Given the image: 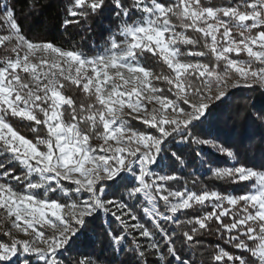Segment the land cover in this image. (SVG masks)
<instances>
[{"label":"snow or ice","instance_id":"obj_1","mask_svg":"<svg viewBox=\"0 0 264 264\" xmlns=\"http://www.w3.org/2000/svg\"><path fill=\"white\" fill-rule=\"evenodd\" d=\"M66 12L65 28L107 13L117 30L109 29L104 47L87 55L30 41L10 7L0 15L10 32L0 36V46L12 44L14 54L0 60V237L6 238L0 239V264H64L67 248L105 217L115 224L105 233L110 250L129 254L124 264H190L178 254L176 233L162 222L177 229L191 225L179 232L189 249L213 232L214 222L216 238L232 252L217 245L212 264H264V164L257 169L240 163L206 130L213 105L229 89L264 87V0H229L221 7L205 6L202 0H71ZM188 46L203 50L182 51ZM145 54L158 57L170 74L143 66ZM242 54L247 63L232 58ZM207 55L214 64L186 59ZM157 81L169 86L170 96L162 95L165 89L156 87ZM66 84L90 102L77 106L65 95ZM152 104L156 107L149 110ZM129 114L153 132L131 129ZM12 120L34 125L33 133L42 126L46 138H24ZM173 145L184 147L174 150ZM204 147L237 161L212 169V175L245 184L244 194L228 197L193 192L187 185L171 187L182 178L177 167L199 163L211 169L201 160ZM165 159L170 172L158 173ZM17 168L22 174L15 173ZM41 190L42 199L37 195ZM52 194L65 202L49 199ZM197 207L212 211L178 220V214ZM99 261L83 258L77 264Z\"/></svg>","mask_w":264,"mask_h":264},{"label":"trees","instance_id":"obj_2","mask_svg":"<svg viewBox=\"0 0 264 264\" xmlns=\"http://www.w3.org/2000/svg\"><path fill=\"white\" fill-rule=\"evenodd\" d=\"M205 6L221 7L226 6L229 0H202ZM233 3L242 2V0H232ZM71 0H0V15L4 13L6 7H10L14 11L15 19L22 28V33L30 41L35 43H51L53 46L62 50H74L84 52L87 55H93L98 49L103 48L107 39L108 30L112 32L117 30V25L111 20V16L105 13L100 17H92L88 20L81 19L80 24H72L69 27H63L64 21L70 19L67 16L66 8L70 6ZM4 6L1 8V6ZM8 30L4 24L0 22V35H7ZM187 35L194 39L200 40L198 34L190 32ZM12 44L6 43L0 46V60L14 58L11 52ZM187 50H203L191 49L182 47V51ZM191 61H199L208 65L214 64L215 61L211 55L205 57L186 58ZM140 63L155 74L169 75L170 70L166 65L150 54H145L140 58ZM218 71H223V66L218 68ZM233 75V74H232ZM233 77H235L233 75ZM156 87L165 89L162 95L167 93V84L162 81H157ZM65 95L71 96L77 103V106L87 105L89 98L82 93L81 90L75 88L71 84H66ZM67 120V115L65 116ZM210 130L215 141L222 143L237 154V160L247 166H255L259 169L261 164H264V89L259 87L238 89L231 92L229 100H222L212 107V116L210 117ZM14 130L33 142L38 139L46 138V130L40 126L36 133L31 131L34 125L27 122L12 120L10 121ZM132 127L139 129L141 132L149 130L138 122H133ZM93 141V146L97 145ZM184 146L173 145L174 150H180ZM205 156L209 163L214 167L231 166L230 160L214 154L211 150H205ZM167 173L170 172V161L167 160ZM17 175L22 174L20 170L14 169ZM182 173L181 180L174 182L171 187L173 189L182 190L184 185H187L189 190L197 193L201 192H217L221 195L233 194L240 196L247 191L245 184H231L228 181H219L214 179L212 172L205 171L202 174L198 170V163L185 170L176 168V174ZM13 187L17 191H23V186L13 182ZM43 197L42 190L37 194ZM60 199L65 202L64 198L57 194H52L50 199ZM207 210L204 208H195L178 216L179 221L194 220L202 215ZM211 211V209H209ZM137 214L140 215L137 210ZM141 222L146 225L148 222L142 217ZM225 223H229L225 219ZM169 232H175L177 235L176 248L178 254L182 258L190 260V264H212V256L215 254L217 245L224 248L226 251L232 252L223 241L218 240L215 236L216 225L213 222V232L209 233L198 240V245L195 248L189 249L182 244V238L179 237L181 229L189 230L191 225L181 224L180 229H177L174 224L163 222ZM8 224H5L6 229ZM112 226L115 228L114 222L108 218V225L97 219L94 224L89 225V231L85 236H82L75 243L71 244L63 254L64 264H77L78 260L90 258L95 260L100 258L99 264H124L128 258V253L121 252L119 255L114 254L110 248L106 237V229ZM2 230V229H0ZM0 239H6L0 237ZM157 239L162 240L157 234ZM142 243H147L143 241ZM150 260L156 259L155 256H150Z\"/></svg>","mask_w":264,"mask_h":264},{"label":"rangeland","instance_id":"obj_3","mask_svg":"<svg viewBox=\"0 0 264 264\" xmlns=\"http://www.w3.org/2000/svg\"><path fill=\"white\" fill-rule=\"evenodd\" d=\"M207 1H210V0H207ZM3 7H4V6L2 5L1 8H3ZM4 26H5V28L8 30L7 26H6V25H4ZM7 35H10L9 30H8V34H7ZM7 35H0V36H7ZM233 38L236 39L237 41L239 40V37H238V36H235V35H234ZM59 49H60V48H59ZM61 50H62V49H61ZM190 58H192V57H190ZM196 58H200V57H196ZM232 58H233V59H236V60H239V61H241V62H243V63H247V62H248V57H247L246 55H244V54H242L240 57H232ZM192 62H199V61H192ZM253 66H254V67H259L258 65H255V64H253ZM233 75L235 76V74H233ZM233 79H236V77H233ZM254 87H259V88H261V89H264V87H261L259 84L254 85L252 88H254ZM238 89H244V87H240V88H236V89H229L228 92H227V94H226V98H225L224 100H229L230 97H231V92H234V91H236V90H238ZM147 107H148L149 110H151L153 107H156V105L152 104V105H148ZM130 116H131V114H129V117L126 118L129 127H130L131 129L135 130V131L141 132L139 129H134V128L132 127L133 122H137V121L134 120V119H131ZM148 130H149V131H148L147 133H149V134L153 132V130H151V129H148ZM216 142H217V141H216ZM94 146H98V144H97V145H94ZM208 149L211 150L214 154H217L213 149H210V148H207V147H204V148H201V149H200V151L202 152L201 160L205 161V162H206V165H210V166H211V169H210L208 166H201V165L198 163V170H199V172H200L201 174H202L203 172H205V171H210V172H212V169H217V168H219V167H214L213 165H211V164L209 163L207 157L204 155V154H205V153H204L205 150H208ZM228 160H229V159H228ZM236 162H237V161L230 160L231 166L234 165ZM166 166H167V159H165V160H163V161L161 162V164H160L159 167L156 169V171H157L158 173H167V169H165ZM231 166H226V167H231ZM221 168H225V167H221ZM64 183H65V182H61L62 185H63ZM190 191H192V190H190ZM193 192H194V191H193ZM57 195H58V194H57ZM58 196H59V195H58ZM226 196H228V197H238V196H235V195H233V194H228V195H226ZM39 198L42 199L43 197H39ZM49 199H50V196H49ZM51 200H59V201H60V199H56V198L51 199ZM60 202H62V201H60ZM62 203H63V202H62ZM204 209L207 210V211L204 212V213H208V212H211V211H212V208H211V207H207V208H204ZM209 209H211V211H209ZM161 210H163V205H161ZM204 213H203V214H204ZM178 216H179V214H178ZM145 220H146V219H145ZM146 221H147V220H146ZM103 222H104L105 225H108V217H105V218L103 219ZM162 223H163V222H162ZM5 224H8V223L5 222V223H4V226H5ZM6 227H7L6 229L11 230L9 224H8ZM41 231H45V232H47L48 230H47V229H41ZM13 234L16 235L17 238H21V239H23V237H21V236L19 235V233L14 232Z\"/></svg>","mask_w":264,"mask_h":264}]
</instances>
